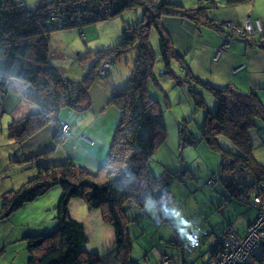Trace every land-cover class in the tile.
Segmentation results:
<instances>
[{
  "label": "rangeland",
  "instance_id": "374dc122",
  "mask_svg": "<svg viewBox=\"0 0 264 264\" xmlns=\"http://www.w3.org/2000/svg\"><path fill=\"white\" fill-rule=\"evenodd\" d=\"M22 1L30 9L31 14L41 10L45 14L46 19L50 21L60 19L58 14L54 13V9L56 11L60 1H58V5L56 4L57 6L54 3H47L51 0ZM175 1H179L184 9H193L199 6L203 8L205 6L204 10L212 11V9H208L211 6L209 0ZM223 3L221 0L218 2L220 17L232 16L239 22L244 20L245 25V27L244 25L238 26L231 22H222L220 24V31L225 32V35L222 34L224 38L221 40V47H219L217 52L224 51L228 54L231 52L229 51L230 39L239 37L247 40L250 35L255 34V32H261L263 29L259 30L256 27L255 31H252L249 20V18H252L250 13L254 9L253 5H256L257 2L253 3L249 0L231 4L227 0ZM228 4L231 5L227 6ZM20 5L24 4L20 3L18 5L20 10L28 12L26 11L27 9H23ZM53 6L55 7L53 8ZM257 9L258 11L264 10L262 2L258 1ZM204 10H201L202 13L199 14L200 18L197 21L186 17L189 21L196 22V29L201 27V37L196 38L193 48L189 50L183 59L185 62L189 61V65L191 64L190 69L194 76L214 85L219 75L225 76L227 74L220 73L217 70L218 55L215 54L213 60L212 50L207 51L208 48L203 46V41H205V44L211 45L210 41L212 38H217L218 36L214 30L215 27L209 25L210 22L204 19ZM74 14L76 13H72V15ZM53 15L56 17H52ZM141 18L142 11L140 9H126L110 19L89 23L81 28L76 25L70 28L58 29L51 34L47 65L67 79L83 80L89 72L88 69L95 62L96 53L100 50L108 49L119 42L123 31L135 25ZM77 20L81 21L82 18ZM227 23L234 27H226ZM203 26L213 27L209 29L204 27V39ZM240 31L244 32V34H240ZM225 36L227 38L226 41ZM159 38L156 29L152 28L149 33V42L155 53L160 48ZM237 46H241L239 56L243 61L241 66L244 67L245 63L248 64V57L251 53L249 51L245 54L246 46L244 47L243 44ZM261 50L263 51V48ZM138 59L137 52L129 48L115 61L109 59L99 61L97 68H95L92 82L97 81L94 86L102 89L107 94L106 99H109V105H111L110 98L115 91L114 88L120 89L126 85L131 68L139 64ZM258 60L259 66H263V56L258 55ZM177 63L180 64L179 62ZM177 63L173 62L170 68L171 72L164 74V63L158 57L153 63L152 75L147 80V87L152 97L159 102V106L162 109L166 126L163 141L156 147L148 161L149 168L152 175L160 180V184L168 186L170 202L168 203L165 197H158L148 202L146 195L151 190L148 185H145V191L141 190L138 194L146 198V200L138 199V201L143 200L142 205H139L135 200L134 202L126 203V214L129 218L128 228L132 241L131 251L129 246L125 250L116 249L114 232L111 226L103 220L99 210H90L82 199L78 198L80 203H76L72 208L71 203H68V208H71L69 214L74 220L81 222L85 226L87 242L84 249L99 254V263L101 262V257L107 256L112 261V264L114 262L128 264L130 260V262L134 261L136 264H203L204 261H209V264H218L221 253L225 252V250L229 251L228 248H230L226 247L228 243L221 244L220 240L222 239L220 238L228 230L233 229L240 234L238 235L241 238L244 237L238 244H243L252 236V243L245 258V263L261 264L264 260V245L259 240L261 239L264 242V224L258 231L253 232L260 214L257 213L254 206L252 207V202L257 192L260 194L259 196H264V181H253L248 172L243 171L244 167L242 165L244 162L240 158H235V162L230 161L234 157H231L228 152L233 151V145L224 135L219 134L217 136L218 148H214L204 138V124L207 123L205 117L208 112H215L217 99L212 90L209 89L210 85L192 84L194 81L189 78L190 75L185 76L184 68L181 69ZM241 66L233 68L231 71L237 72ZM105 73L109 75L108 78L110 79L108 82L104 80L105 78L101 79L102 77L98 75ZM252 74L255 75V72ZM259 75L262 74L259 73ZM179 77L182 80L188 77V80L178 83L177 78ZM233 77L237 80L236 75H233ZM189 83L196 89L200 88L199 92L203 102L199 105L190 91ZM106 86L112 90L111 93ZM96 87L94 90H98ZM227 89L230 90L229 88ZM242 89L245 93V88L242 87ZM94 95L100 100V95L98 96L95 93ZM219 98L227 102L232 101L229 92L224 93ZM30 108L31 104L21 99L15 107L13 116L20 118ZM233 109L231 108V111ZM99 110L98 108L97 111ZM88 114L96 115L95 112L90 111L80 114L76 108L62 106L58 112V118L61 121L68 122L70 125L75 122L80 126L83 124L92 125L95 122L94 120H92V123L88 120H83L87 118L83 115ZM119 116L120 124V112ZM6 117L0 120V129L2 128V133L0 130V208L2 195L12 189L20 188L31 176L29 171L23 174L22 172H15L16 164L10 167L13 164L10 162V153L13 152L16 144L9 140L6 137V133L3 132L9 122V117L7 115ZM95 124L104 125L105 120ZM224 127L225 125L218 126L216 130H223ZM258 127L257 132L251 134V141L254 144L253 154L256 159L264 163V123L259 122ZM181 128L184 129L187 139L192 140L194 143L190 144L182 140L179 133ZM56 134L58 139L60 138L61 140L70 137L68 127L65 130L62 127L57 128ZM81 140L86 142L84 138H81ZM54 141L56 142L55 136ZM64 145L65 150L73 154L74 150H71L72 144L65 142ZM62 152V148L59 147L55 154L60 155ZM78 152V150L75 152L78 158L75 159L74 164L78 167L87 168L84 166V163H86L92 168L91 170L87 168L89 172L97 174L101 165L99 163L93 165L94 162L89 156L92 154L102 159L106 157L107 152L101 153L94 148H92V152L89 155ZM233 170L234 173H232ZM228 185L239 191L247 190L248 185H251L253 189H249L248 195H241L240 198H237L236 195H231L230 190L227 188ZM60 195L61 188L56 185L44 195L26 202L21 208L13 211L8 218L0 220V264H29L25 237L31 233H39L41 235L56 230L55 205ZM150 203L155 204L162 212L156 211L155 207ZM263 207L264 201L259 204V209L261 210ZM228 226L229 229L220 234ZM217 235H220V238H215ZM201 243L206 244L207 249L213 244L212 253L210 250H205ZM235 244L237 243H234V246ZM258 250L263 252L260 258L255 255ZM130 252L133 255L132 259L130 258ZM183 252L186 259L182 256ZM224 257L228 258V256ZM94 264H98V262Z\"/></svg>",
  "mask_w": 264,
  "mask_h": 264
},
{
  "label": "trees",
  "instance_id": "16d2710c",
  "mask_svg": "<svg viewBox=\"0 0 264 264\" xmlns=\"http://www.w3.org/2000/svg\"><path fill=\"white\" fill-rule=\"evenodd\" d=\"M20 3L24 4L17 0H0V95L14 93L31 104V108L20 118L13 116L7 127V138L14 144L24 143L48 125L62 127L58 118L60 108H77L89 99L95 68L100 60L115 61L129 48L134 49L137 58L139 57V64L131 68L126 85L120 89L114 88L111 95L110 104L119 110L121 123L114 131L105 160L99 166L97 174L73 163L38 165L35 177L20 188L2 195L0 220L8 218L26 202L44 195L50 188L56 185L61 188L60 198L55 205L56 230L25 237L29 264H100L99 254L84 249L87 242L85 227L69 214L68 203L73 198L82 199L90 210H99L103 220L113 229L116 249L125 250L129 246L130 251L132 241L126 203L135 200L142 205L143 200L138 199L146 198L138 194L141 190L145 191V185L152 191L146 195L148 202L158 197H165L170 202L168 186L160 184V180L152 175L148 162L156 147L163 141L166 128L159 102L152 97L147 87L153 63L158 57L164 63V74L171 72L173 62H179L177 64L181 69L184 68L185 76L190 75L189 78L194 81L192 84L210 85L209 89L217 99V107L214 113L206 114L204 138L214 148H218L217 136L224 135L233 145V151L228 152L234 157L230 161L235 162V158H240L244 162L241 164L243 171H247L253 181H264V166L254 157V144L251 141V134L259 129L258 123H264V101L260 90L239 93L227 88L220 89L194 76L188 62L178 54L165 30L164 21L169 18L189 21L187 17L197 21L205 6L184 9L175 0H51L47 3L58 5L54 13L60 19L50 21L41 10L31 14L25 4L22 6L28 12L20 10ZM126 9H140L142 18L123 31L119 42L96 53L95 62L83 80L67 79L47 65L51 34L56 30L76 25L81 28L89 23L110 19ZM203 16L210 22L209 25L221 29L222 23L208 17L206 10ZM189 22L195 26L196 22ZM152 28L156 29L160 37L157 53L153 52L149 42ZM98 75L101 79H110L107 73ZM177 79L178 83L186 82L188 77L183 78L184 80L180 77ZM192 84L189 83V88L199 105L203 102L200 88L196 89ZM228 92L232 101L220 100L219 97ZM231 108H234L233 111ZM224 125L223 130H216L218 126ZM179 133L183 141L194 143L187 139L184 129L181 128ZM55 140L60 141L57 134ZM227 188L237 198L248 195L249 189H253L251 185L245 191L233 189L230 185ZM150 204L156 211H161L155 204ZM227 229L229 227L222 233ZM128 264L133 263L129 261Z\"/></svg>",
  "mask_w": 264,
  "mask_h": 264
},
{
  "label": "crops",
  "instance_id": "0c3cea01",
  "mask_svg": "<svg viewBox=\"0 0 264 264\" xmlns=\"http://www.w3.org/2000/svg\"><path fill=\"white\" fill-rule=\"evenodd\" d=\"M17 1H22V0H17ZM219 1L220 0H209V2L211 3V6L208 9H212V11L207 10L206 11L207 16L212 19L213 18L216 19V21L220 23L231 22L238 26H243L244 20H242V22H239L232 16H227V17L225 16V18L220 17V12H219L220 7H218ZM221 1L225 3L227 0H221ZM229 1L232 4L238 1L243 2V1H249V0H229ZM251 1L253 3H256V2L258 3V1L262 2L264 6V0H251ZM257 3L256 5L255 4L253 5L254 9L252 10V13L250 14H251V17L254 18L253 20H259L263 31L255 32V34L250 35L247 40L243 38H239V37H233V39H230L229 41L230 42L229 51L231 52L227 54L224 51H221L220 53L217 52L219 47H221L220 45L222 42L221 40L224 38L222 34L223 35L225 34L224 32L220 31V29L214 28L215 32L218 34L217 38H212V40L210 41L212 46L205 44V41H203V46L208 48L207 51L212 50L211 53H212L213 60H214L215 54L218 55L217 70L220 71V73L227 74L225 76L219 75V77L216 78L215 84L213 85L212 83L209 82L210 84L218 88H229L230 90H233L239 93H244L243 89L241 90L242 87L245 88V91H246L245 93H248L252 89H258L260 90L261 96H262L261 98L264 101V10L258 11ZM231 4H228L227 6H230ZM217 15H219V17H217ZM164 25H165V30L170 35V38L175 46L176 51L178 52L180 56H183V57L189 52V50L193 48L196 42L195 41L196 38L201 37L200 36L201 29L200 30L198 28L196 29L193 23L187 20L169 18L164 21ZM204 27L206 29L213 28L210 26L209 27L203 26V39H204V31H205ZM226 36H225V41H226ZM239 44H243L244 47L246 46L245 54L250 51L251 55H249L248 57V64L245 63V66L241 67L237 72H232L231 70L233 68L239 67L241 66V64H243V61L239 56L240 55L239 51L241 49V46H237ZM216 47L218 48L216 49ZM262 48H263V51L261 50ZM258 55L263 56V66H259ZM188 65H189V61H188ZM190 65H189V68H190ZM253 72H255V75L252 74ZM259 73L262 75H259ZM233 75L237 76V80L233 77ZM216 82H217V85H216ZM96 84H97V81L93 82L91 85V88L89 90V99L79 104V107L76 108L80 114H85L87 111L95 112L96 114L95 116L90 115V114L83 115L87 117V118H84L83 120H88L91 123H92V120H94L95 121L94 124L92 125L83 124L80 126L76 122L73 125H70L66 121H61V125H64V124L68 125V131L70 133V137L63 139V140L60 139L59 142L57 141L55 142L54 141L55 132L57 128H60V127L59 126L56 127L55 125L51 124V125L46 126L41 131H39L33 137L26 140L24 143L20 145L16 144L13 152L10 153V162L13 163L10 167H13V165L16 164L14 168L15 172L17 173L22 172L23 174L24 172L29 171L31 176L28 180H30L31 178L35 177L38 165L49 166V165L62 164V163H73L74 164L75 159L78 158V155L75 153L76 150H78L79 152L87 153L88 155L92 152V148L99 150V152L101 153L105 151L108 152L109 146L112 142L115 128L119 124V120H120L119 110L115 106L109 105V99L108 100L106 99L107 94L104 91H102V89L100 88L98 89L96 86H94ZM95 87L98 90H94ZM106 88L107 90H110V93L112 92V90L109 89L107 86ZM94 93L97 94L98 96L99 95L101 96L100 100L97 99ZM21 99L22 98L19 95L14 94V93H9L4 96L0 95V120L5 118L6 115L9 117V120H8L9 122L7 123L6 127L3 130V132L6 133V137H7V127L13 120V112L15 110V107L17 106V104L19 103ZM98 108L100 109L99 111H97ZM6 120H7V117H6ZM103 120H105L104 125L95 124V123H100ZM0 130L2 133V128ZM81 138H84L86 142L81 140ZM86 138H89V140L91 141H89ZM65 142L72 144L71 150H74L73 154L65 150V147H64ZM59 147L62 148L63 152L60 155H56L55 153L57 152ZM89 157L93 160L94 162L93 165L97 163L101 165V163L105 160V157L102 159H99L92 154ZM16 159H27V160L23 162L13 161ZM256 160L264 166V163L260 162L261 160L259 159H256ZM84 166L89 168L90 170L92 169L86 163H84ZM12 190H16V189H12ZM70 203H71V208H72V206L80 202L78 198H73L70 200ZM71 208L70 207L68 208L69 212H71ZM31 234H39V233H31ZM218 236L220 235H217L215 238H217ZM201 244L205 248V250H208V251L210 250L212 253L213 244H211L210 248L208 249L206 247V244L204 243H201ZM255 255L257 256L258 254L256 253ZM132 256L133 255L131 253V259H132ZM182 256L184 257V252L182 253ZM106 259H108L107 256L101 257L100 264H112L111 260L109 259L106 260ZM184 259L186 258L184 257ZM131 263L136 264L134 263V261H132ZM114 264H119V263L114 262ZM203 264H209V261H204Z\"/></svg>",
  "mask_w": 264,
  "mask_h": 264
},
{
  "label": "built area",
  "instance_id": "2783aa9c",
  "mask_svg": "<svg viewBox=\"0 0 264 264\" xmlns=\"http://www.w3.org/2000/svg\"><path fill=\"white\" fill-rule=\"evenodd\" d=\"M20 6L23 8L22 5H20ZM54 16L55 15H53L52 17H54ZM249 20H250V24L252 26V31H255L256 27H257V29L262 30V26H261L259 20H253L252 18H249ZM226 27H234V26H231L230 23H227ZM244 27H245V25H244ZM245 32H246V30H245ZM239 33L244 34V32H242V31H240ZM67 127H68L67 124L62 125V128L64 130ZM259 195L260 194L255 195V197L253 199V204L256 207V209L258 210V213L260 214V217H259L257 223L255 224L256 227L254 228L253 232L258 231L261 228L262 224H264V207L261 210L259 209V204L263 203L264 196H259ZM257 216H258V214H257ZM243 238H241V236H239L233 229L228 230V232L220 238V239H222V240H220V243L221 244H227L228 243L226 245V247H230V248H228L229 251L225 250V252L223 251L221 253V257L218 259V264H246L245 258L247 256V253L250 250V245L252 243L251 242L252 236H250V238L246 242H244L243 244H238ZM259 241L261 242L262 245H264V242H262L261 239ZM234 243H237V244H235V246H234ZM224 256H228V258H225ZM261 256H257V257L260 258ZM261 264H264V260Z\"/></svg>",
  "mask_w": 264,
  "mask_h": 264
},
{
  "label": "bare ground",
  "instance_id": "6f19581e",
  "mask_svg": "<svg viewBox=\"0 0 264 264\" xmlns=\"http://www.w3.org/2000/svg\"><path fill=\"white\" fill-rule=\"evenodd\" d=\"M258 252H257L258 256H261L263 254L262 250H258Z\"/></svg>",
  "mask_w": 264,
  "mask_h": 264
},
{
  "label": "water",
  "instance_id": "95a60500",
  "mask_svg": "<svg viewBox=\"0 0 264 264\" xmlns=\"http://www.w3.org/2000/svg\"><path fill=\"white\" fill-rule=\"evenodd\" d=\"M225 43H227V42H225ZM241 67H242V66H241ZM86 139H88V140H89V138H86ZM89 141H91V140H89ZM59 198H60V197H59ZM254 220H255V219H254ZM254 220H253V221H254Z\"/></svg>",
  "mask_w": 264,
  "mask_h": 264
}]
</instances>
